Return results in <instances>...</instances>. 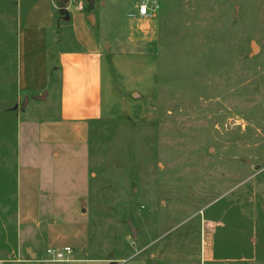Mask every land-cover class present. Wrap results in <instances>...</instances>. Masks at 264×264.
Wrapping results in <instances>:
<instances>
[{"label": "rangeland", "instance_id": "obj_1", "mask_svg": "<svg viewBox=\"0 0 264 264\" xmlns=\"http://www.w3.org/2000/svg\"><path fill=\"white\" fill-rule=\"evenodd\" d=\"M31 1L0 0L2 264H264V0H160L150 19L134 16L141 0H66L65 8L55 0L63 23L51 52L100 49L98 116L82 144L66 134L45 146L39 123L60 116L59 88L29 104L35 92L18 91V37L42 38L33 21L48 19L45 0L28 12ZM42 145L58 152L48 189L57 194L21 206L32 216L40 209L42 228L49 220L67 228L72 209H84L83 261L27 252L43 236L20 225L18 167L33 194L26 168L37 167Z\"/></svg>", "mask_w": 264, "mask_h": 264}, {"label": "crops", "instance_id": "obj_2", "mask_svg": "<svg viewBox=\"0 0 264 264\" xmlns=\"http://www.w3.org/2000/svg\"><path fill=\"white\" fill-rule=\"evenodd\" d=\"M42 1L43 0H32L27 6L28 12H31V10L35 9L39 4H41ZM45 2L46 7H48V11H46L44 14L48 19L39 22L33 21V25L36 26L35 30L37 27L43 30H41L43 37L39 39V37L36 36L37 32L35 31H33L31 35H28L29 32L25 31L22 41L18 37V91L20 93V98H23L21 95L24 92H35L34 97H27L29 104L32 100H47L48 96L50 95L51 87L54 85L59 88V109H61V114L60 116L58 115V118H52L50 120L46 118L40 121L38 132L40 136L39 140L42 144H44V146L45 144H58L62 141V137L67 134L74 137L72 143L82 144V139L88 138L90 124L92 121L97 120L98 116L97 111L96 114L94 113V109L96 108L97 110L99 98L98 76L100 65L98 50L100 49L96 48L94 51L92 49L89 51L81 45V48H66V50H63L58 54L52 53V48L57 47V44L60 43L59 32L62 28L61 25L63 21L56 19L58 14L56 13L57 5L55 0H45ZM76 11L80 14L84 12V10ZM68 12L70 13V11ZM90 16L91 15L88 14L89 18ZM72 29L73 30H69V32L74 38L76 36V28L74 25ZM49 31L51 32V44L49 43L47 33ZM76 40L77 42H81L80 38L77 39L76 37ZM93 52L96 54L95 58L92 57ZM51 58L55 60V65L50 63ZM93 66H95L94 76ZM77 74L79 75V88L75 87L74 80H72V78H74V76ZM43 96L44 98H42ZM76 107H79L83 112L81 116L72 114V109ZM19 132L20 128L18 120V136ZM48 148L49 147H44L38 151L37 157L40 162L37 167L31 169L26 168V172L35 175L33 176L35 178V192L33 194L28 193L25 190V187L23 186V182L25 181L24 178H22V169L18 167L17 199L20 225L24 224L27 227L33 228V234L35 235L36 239H39L41 236H43L42 239L37 240V244L35 246L36 248L27 242L29 246L35 250L34 252L36 253V256H38V249H46L47 251L48 249L64 248L74 245V247L78 248V252H76L77 250L73 248L74 252L71 255L73 261L70 263L83 261L85 259L81 258V256H77L76 254L80 255L82 253L83 255L87 256V252L85 250L89 244L90 225L85 217L84 209H82L80 212L72 209V213L76 216L74 219L71 218L72 221H66L65 224L66 226H71V228H69V226H67V228H63V226L53 225V220L47 221L45 228H42V224L44 222L41 220L40 209H38V215L32 216L30 214L33 209L28 207L22 208L21 206V199H27L28 197L42 199L43 196V198L47 199L48 197H53L55 194H57V192H54V190L48 189L54 185L51 182H56L57 180L55 176L56 170L53 166V160L57 159L58 152L51 148L48 150ZM44 159H49V165L45 163ZM72 162L73 161L69 162L70 165ZM65 166L70 168L69 164ZM82 166L83 169L80 171L81 174L78 175V178L80 180L84 179L86 182L84 162H82ZM46 171L52 172L49 173ZM74 194L78 195L77 192ZM81 205H83V203ZM22 234L23 229L20 231V235ZM65 236H71L73 241L71 243H61V239ZM79 250L81 253H79ZM108 262L109 264H112V260H109Z\"/></svg>", "mask_w": 264, "mask_h": 264}, {"label": "built area", "instance_id": "obj_3", "mask_svg": "<svg viewBox=\"0 0 264 264\" xmlns=\"http://www.w3.org/2000/svg\"><path fill=\"white\" fill-rule=\"evenodd\" d=\"M159 9H160V0H141L137 7V12L134 14V16H137L140 19H150L156 15ZM77 10L83 11L84 6L82 4L77 5ZM73 252H74L73 248L69 246L64 248L48 249L47 253L50 254L51 257L45 258L44 261L70 263L73 261V259L71 258Z\"/></svg>", "mask_w": 264, "mask_h": 264}, {"label": "water", "instance_id": "obj_4", "mask_svg": "<svg viewBox=\"0 0 264 264\" xmlns=\"http://www.w3.org/2000/svg\"><path fill=\"white\" fill-rule=\"evenodd\" d=\"M92 1V0H91ZM57 2L59 3V7L60 8H65V5H66V0H57ZM91 17V16H90ZM259 48L258 44L256 42H252V49L253 51L255 52L257 49ZM44 98V96L42 97ZM28 102V98L26 97L25 99V103ZM82 203H84V201H82ZM27 252L29 253V255L31 257H36V253L31 251V249H27ZM117 262L116 261H112V264H116Z\"/></svg>", "mask_w": 264, "mask_h": 264}, {"label": "trees", "instance_id": "obj_5", "mask_svg": "<svg viewBox=\"0 0 264 264\" xmlns=\"http://www.w3.org/2000/svg\"><path fill=\"white\" fill-rule=\"evenodd\" d=\"M242 234H243V233H240L239 239H240L241 236H243ZM229 237H230V236H229ZM230 238H231V237H230Z\"/></svg>", "mask_w": 264, "mask_h": 264}]
</instances>
